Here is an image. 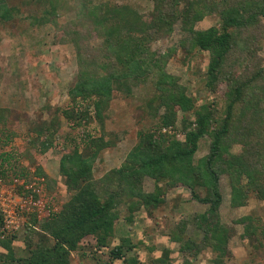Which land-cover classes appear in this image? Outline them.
<instances>
[{
    "label": "trees",
    "instance_id": "trees-1",
    "mask_svg": "<svg viewBox=\"0 0 264 264\" xmlns=\"http://www.w3.org/2000/svg\"><path fill=\"white\" fill-rule=\"evenodd\" d=\"M13 1L0 0V23L10 22L17 15ZM152 2V20L147 23L137 10L128 6L110 7L107 2L96 4L93 0H27V5L43 8L42 17L37 18L43 24L57 27L58 20L72 12L77 17L60 34L63 44H73L80 61L78 81L71 89L73 103L81 100L89 104L85 110L76 108V116L65 112L66 120H76L74 127H79L93 113L103 124L114 92L131 96L135 85L151 82L155 91L145 107L158 123L155 129L140 133L138 144L119 169L97 181L94 163L109 143L86 131L83 143L88 141L89 151L81 153L76 146L60 162V172L72 192L70 200L47 219L33 217L25 226L29 255L15 256V237L0 239V247L12 263L71 264L73 253L80 252L90 238H95L99 247H109L119 217L115 210L121 204L131 201L130 214L141 206L154 210L165 204L170 191L184 187L209 209L194 219L201 239L187 236L188 223L183 221L173 231L172 241L181 245L187 264L190 257L197 259L209 248L216 254L213 263L225 264L230 252L228 230L220 214L221 176L230 179L233 207L246 206L251 194L264 201V63L257 55L264 37V0ZM212 16L218 17L217 25L197 28ZM177 21L182 22L189 35L185 44L209 53L206 87L213 94L224 91L223 107L212 102L197 108L195 99L179 79L166 71L171 55L157 57L151 53V42L172 32ZM94 38V42L102 43L89 58L88 48ZM179 120L183 139L162 132L164 128L178 129ZM45 128L39 131L40 135L51 130ZM205 137L210 139L209 153L196 162L195 155ZM236 146L241 147L239 153L233 152ZM51 147V140L42 144L43 152ZM1 159L0 171L5 176L8 173L5 163L10 156ZM40 173L44 174L41 168ZM147 178L155 181L154 192L144 190ZM199 188L204 195L198 192ZM129 217L132 221L133 216ZM238 222L245 224L250 241L264 246V239L258 237L259 233L264 235L262 223L251 216ZM126 248H132L129 239L111 250L112 259L123 258ZM168 257L165 251L155 264H171ZM131 264H137V260Z\"/></svg>",
    "mask_w": 264,
    "mask_h": 264
},
{
    "label": "rangeland",
    "instance_id": "rangeland-1",
    "mask_svg": "<svg viewBox=\"0 0 264 264\" xmlns=\"http://www.w3.org/2000/svg\"><path fill=\"white\" fill-rule=\"evenodd\" d=\"M93 1L96 4L107 2L110 7H132L145 22L152 20V0ZM26 2L14 0L17 15L10 22L0 23V166L1 157L10 156L5 163L7 175L3 176L0 171V239L15 237L13 249L17 258L29 255L25 244V226L30 218L45 220L59 212L70 200L72 192L60 172V162L76 146L80 147L81 153L89 151L86 147L88 141L83 143L84 133L101 137L109 143L94 163L93 175L97 181L112 170L119 169L138 144L140 133L155 129L158 123L156 116L153 117L145 107L146 100L155 91L151 82L135 85L131 96L114 92L104 113L103 124L93 113L79 127H74L76 120H66L65 112L76 116V108L85 110L89 104L81 100L73 103L71 89L78 81L80 61L73 44L61 41L60 30L64 26L70 28L72 20L77 19L76 14L72 12L62 16L57 27L43 24L37 19L42 17L43 8L27 5ZM218 22L217 16L207 17L197 28L207 29ZM108 26L112 27V24ZM262 26L264 28V18ZM188 36L182 22L177 21L172 32L161 34L151 42V53H156L157 57L171 55L166 71L179 79V83L195 99L197 108L212 102L221 108L224 91L213 94L206 87L210 55L185 44ZM95 39L88 48L89 58L97 53L94 48L102 43L101 40L94 42ZM257 55L264 63V37ZM90 110L93 111V108ZM45 127H51V130L40 135L39 131ZM177 127L175 130L164 128L162 132L176 134L183 139L181 120ZM49 140L52 147L43 152L42 144ZM209 147V137L203 138L195 155L196 162L209 153ZM240 151V146L233 149L236 153ZM39 167L45 175L39 174ZM155 187L154 180H145L146 192H154ZM220 189L223 195L220 214L229 235L230 255L225 258V264H264V246L250 241L245 224L238 222L251 216L264 226V201L251 194L246 206L233 207L232 187L227 175L221 176ZM198 192L204 195L201 188ZM130 202H124L115 210L119 217L114 234L108 241L109 247H99L96 239L90 238L84 242L85 247L80 252L73 253L71 264H131L135 259L137 264H155L156 260L164 257L165 251H168L171 264H187L180 251L181 245L173 242L171 235L177 225L185 221L188 223L187 236L201 239L202 233L196 229L194 219L206 212L209 206L195 200L192 191L184 187L170 191L165 204L154 210L141 206L130 214ZM10 211L15 212V216ZM258 237L264 239L260 233ZM34 239L38 241L37 237ZM125 239L131 241V250L126 248L123 258L113 260L111 250ZM6 254L0 247V264H14ZM215 257L216 254L209 248L197 259L190 257V264H214Z\"/></svg>",
    "mask_w": 264,
    "mask_h": 264
},
{
    "label": "built area",
    "instance_id": "built-area-1",
    "mask_svg": "<svg viewBox=\"0 0 264 264\" xmlns=\"http://www.w3.org/2000/svg\"><path fill=\"white\" fill-rule=\"evenodd\" d=\"M24 207L22 206V209H23ZM4 210V212H6V210L5 209H3ZM12 214H14L13 216H15V212H13V211H10ZM12 217V216H11Z\"/></svg>",
    "mask_w": 264,
    "mask_h": 264
}]
</instances>
